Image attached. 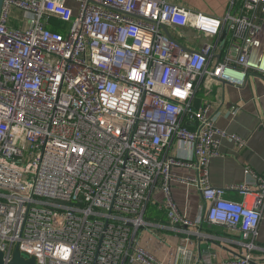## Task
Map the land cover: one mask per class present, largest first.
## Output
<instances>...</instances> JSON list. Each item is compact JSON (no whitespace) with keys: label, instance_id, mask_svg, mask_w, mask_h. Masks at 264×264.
Segmentation results:
<instances>
[{"label":"built area","instance_id":"2783aa9c","mask_svg":"<svg viewBox=\"0 0 264 264\" xmlns=\"http://www.w3.org/2000/svg\"><path fill=\"white\" fill-rule=\"evenodd\" d=\"M175 1L4 0L6 262L18 245L35 264H157L141 246L144 233L167 226L193 235L190 228L204 221L242 237L244 253L219 264H255L253 252L264 251L256 243L264 173L248 170L254 182L215 188L210 165L229 137L218 114L195 104L205 80L242 87L251 72L264 78V0H228L221 17ZM230 139L244 148L240 138ZM176 141L192 154L178 148L171 156ZM175 168L194 173L182 182L196 186L206 203L195 222L172 197ZM229 189L242 201L227 200ZM149 204L166 211L168 224L146 219Z\"/></svg>","mask_w":264,"mask_h":264},{"label":"crops","instance_id":"0c3cea01","mask_svg":"<svg viewBox=\"0 0 264 264\" xmlns=\"http://www.w3.org/2000/svg\"><path fill=\"white\" fill-rule=\"evenodd\" d=\"M175 2L205 12L197 5V0ZM222 6L218 12L210 13L223 16L228 0H224ZM195 104L200 107L209 106L211 115L218 114L217 126L229 137L222 140L220 155L211 162V184L215 188L226 189L254 182L248 170L257 175L264 173V78L251 72L242 87L205 80L197 90ZM231 111H236V114ZM231 137L240 138L244 142V148H240ZM178 148L184 154H192L191 151L184 150L183 144L177 141L169 154L176 156ZM179 153L181 154L180 150ZM174 174L177 180L172 184V197L182 216L195 222L202 217L206 203L196 186L182 182L194 173L175 168ZM225 198L235 202L242 201L241 194L231 189L226 190ZM156 199L158 204L164 203L163 194L158 193ZM190 230L193 235L176 233L167 226L166 229L155 230L153 234L144 233L141 246L157 264H219L244 253L240 245L241 235L226 226L211 225L204 221ZM256 243L264 247V212ZM182 250L187 253L184 254ZM253 253L255 264H264V251L256 250Z\"/></svg>","mask_w":264,"mask_h":264},{"label":"water","instance_id":"95a60500","mask_svg":"<svg viewBox=\"0 0 264 264\" xmlns=\"http://www.w3.org/2000/svg\"><path fill=\"white\" fill-rule=\"evenodd\" d=\"M4 0H0V19L2 14ZM224 83V82H223ZM226 84V83H224ZM34 258H29L27 255L20 251V247L17 245L13 251L12 260L6 262L4 259V253L0 251V264H35Z\"/></svg>","mask_w":264,"mask_h":264},{"label":"trees","instance_id":"16d2710c","mask_svg":"<svg viewBox=\"0 0 264 264\" xmlns=\"http://www.w3.org/2000/svg\"><path fill=\"white\" fill-rule=\"evenodd\" d=\"M54 31H59L58 28H53ZM146 219L153 223L168 224V216L163 208L159 205L149 204L146 209Z\"/></svg>","mask_w":264,"mask_h":264},{"label":"rangeland","instance_id":"374dc122","mask_svg":"<svg viewBox=\"0 0 264 264\" xmlns=\"http://www.w3.org/2000/svg\"><path fill=\"white\" fill-rule=\"evenodd\" d=\"M184 1V0H180ZM186 1V0H185ZM189 1V0H188ZM194 1V0H192ZM224 0H197V5L203 9L205 12H218L223 6ZM225 4V2H224ZM68 6L73 8L74 12H77L78 6L75 2L69 1ZM15 13H13L14 15ZM12 17V16H11Z\"/></svg>","mask_w":264,"mask_h":264}]
</instances>
